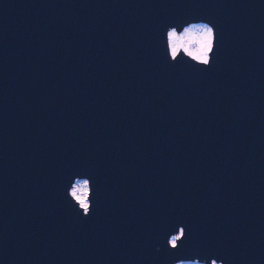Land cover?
<instances>
[{
    "label": "water",
    "instance_id": "obj_1",
    "mask_svg": "<svg viewBox=\"0 0 264 264\" xmlns=\"http://www.w3.org/2000/svg\"><path fill=\"white\" fill-rule=\"evenodd\" d=\"M199 19L212 66L169 63ZM197 257L264 264V0H0V264Z\"/></svg>",
    "mask_w": 264,
    "mask_h": 264
},
{
    "label": "clouds",
    "instance_id": "obj_2",
    "mask_svg": "<svg viewBox=\"0 0 264 264\" xmlns=\"http://www.w3.org/2000/svg\"><path fill=\"white\" fill-rule=\"evenodd\" d=\"M221 35L217 27L204 19L190 20L185 23L169 25L164 32L163 44L166 41V52L169 63H188L198 68H210L216 58L217 47L220 44ZM96 188L90 174L77 175L74 182L67 189V197L88 218L95 207L94 198ZM187 239V230L183 225L172 233L167 244L173 251H179L183 242ZM160 251V246H157ZM172 264H209L208 259H175ZM210 264H224V260L211 258Z\"/></svg>",
    "mask_w": 264,
    "mask_h": 264
}]
</instances>
